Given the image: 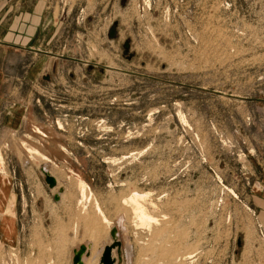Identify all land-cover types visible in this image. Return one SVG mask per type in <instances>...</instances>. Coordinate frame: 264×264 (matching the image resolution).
Returning a JSON list of instances; mask_svg holds the SVG:
<instances>
[{
    "label": "rangeland",
    "instance_id": "1",
    "mask_svg": "<svg viewBox=\"0 0 264 264\" xmlns=\"http://www.w3.org/2000/svg\"><path fill=\"white\" fill-rule=\"evenodd\" d=\"M1 9L32 41L11 53L12 74L26 67L10 99L26 107L24 123L0 128V264H72L96 239L100 264L112 232L117 264H264V0ZM136 193L157 223L136 217ZM58 194L66 206L52 218Z\"/></svg>",
    "mask_w": 264,
    "mask_h": 264
},
{
    "label": "crops",
    "instance_id": "2",
    "mask_svg": "<svg viewBox=\"0 0 264 264\" xmlns=\"http://www.w3.org/2000/svg\"><path fill=\"white\" fill-rule=\"evenodd\" d=\"M3 9L0 10V15L2 13ZM9 13L10 11L8 10V12L4 13L1 17H0V128L1 127H5L8 130L11 129H19L21 127V125L24 123V118H25V113H26V107H24L23 105H10V99L12 96H16V95H21L18 87H20V85L22 84V81H26V67L25 65H23L22 67V71H23V76L21 77L20 75H16V74H12V65L15 64V62H12V58H11V53H12V47H17L16 45H18V47H20L21 45L26 46L27 42H31L32 41V35H28L27 36V29L26 26L24 25L23 29L21 27H17V26H11L10 21H8V17H9ZM14 27V28H13ZM16 27V28H15ZM36 31V29H35ZM34 31L33 36L36 35ZM13 39V40H12ZM16 40H18V43L16 44ZM14 41V42H12ZM22 43V44H21ZM20 49V48H19ZM16 52H18V56H21L19 54H21V50H17L14 49ZM17 56V55H16ZM22 57V58H21ZM19 58V60H17L18 65H20V62L23 60V64H25V60H26V56L25 54H22ZM40 64V63H39ZM14 71H16V69L13 68ZM20 68L18 67L19 71ZM13 71V72H14ZM62 192V190H60ZM59 196L60 199L56 200V197ZM63 196L62 195H56L54 197V202L55 204L52 206V212H51V217L55 218L56 216L58 217L59 213H60V207L64 208L66 205H64V201H63ZM1 201L0 200V207H3L5 209V206L2 204L1 205ZM55 206H56V211H55ZM11 206H8L7 210H6V214L4 215V219L9 216L10 214H8V211L10 209ZM3 219L2 222V237H1V242L3 244V247L5 250H11L12 249V244H11V238H12V228L10 223L6 224L5 220ZM20 229V228H19ZM21 231L19 230L18 232V249L22 251V249H24V251H26L27 247H30V240L29 243L27 241V237H26V232L23 234V238L21 235ZM112 237V235H111ZM113 239V237H112ZM23 245H22V242ZM114 241V240H113ZM100 240H95L94 244L90 243V244H86L83 246H86L89 250L90 253V257H84L83 261L85 264L92 262V263H96L95 262V255H94V249H95V245H97V243H99ZM35 246L36 243H35ZM110 246V245H109ZM14 247H16V244H14ZM108 247L107 245H104L101 252H100V256H99V260L101 261L104 249ZM74 256H75V252L73 255V260H72V264L74 261ZM116 256H118V252L117 250L113 251V257L116 258ZM117 259V258H116Z\"/></svg>",
    "mask_w": 264,
    "mask_h": 264
},
{
    "label": "water",
    "instance_id": "3",
    "mask_svg": "<svg viewBox=\"0 0 264 264\" xmlns=\"http://www.w3.org/2000/svg\"><path fill=\"white\" fill-rule=\"evenodd\" d=\"M46 183L50 188L54 189L57 186V180L46 174ZM60 197L57 196L56 200ZM113 244L104 249L100 264H117V259L113 257V251L117 250L119 257H121L122 243L118 240V235L116 232H112ZM84 257H90L89 250L86 246H81L79 250L75 251L74 264H85L83 261Z\"/></svg>",
    "mask_w": 264,
    "mask_h": 264
},
{
    "label": "bare ground",
    "instance_id": "4",
    "mask_svg": "<svg viewBox=\"0 0 264 264\" xmlns=\"http://www.w3.org/2000/svg\"><path fill=\"white\" fill-rule=\"evenodd\" d=\"M40 156H41V154H40ZM42 158L43 159H47L46 157H44L43 155H42ZM0 160H2V156H0ZM49 175V174H48ZM77 176V181H78V185H79V188L81 189V193H82V199H83V202L84 201H86V203L87 202H89L90 200H91V195H88L87 194V188H88V186L86 185V183L82 180V179H80V177L78 176V175H76ZM143 198H145V196L144 195H140V194H138V193H136V194H134L132 197H130L129 199H130V201L135 205V208H136V211H137V216L136 217H138L139 218V221L141 222V224H143L144 226L146 225H151L152 223H154L155 221H157L155 218H153V217H150L146 212H145V210L143 209V206H141L142 204H140V199H143ZM88 204V203H87ZM98 204V203H97ZM100 205H98V210L99 211H101L100 210V207H99ZM2 208V207H1ZM145 208V207H144ZM137 218V219H138ZM106 219V218H105ZM155 219V220H154ZM107 220V219H106ZM8 222V221H7ZM7 222H5L6 224H7ZM159 222V221H158ZM155 223H157V222H155ZM149 227V226H148ZM150 228V227H149ZM118 256H119V254H118ZM121 257H119V259H120ZM119 262V261H118Z\"/></svg>",
    "mask_w": 264,
    "mask_h": 264
}]
</instances>
